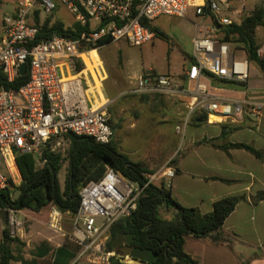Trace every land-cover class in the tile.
<instances>
[{"label": "built area", "instance_id": "2783aa9c", "mask_svg": "<svg viewBox=\"0 0 264 264\" xmlns=\"http://www.w3.org/2000/svg\"><path fill=\"white\" fill-rule=\"evenodd\" d=\"M61 7L74 18L77 36L70 38L54 33L37 42L40 29L34 23V13L39 11L43 19L53 20ZM190 8L197 15L214 16L221 26L234 23L224 16L229 9L227 0H17L14 13L4 18L0 70L8 83H14L23 77L20 70L26 64L29 78L18 90L0 87V191L9 186L16 188L22 182L17 154L40 157L54 140L69 134L88 137L102 145L110 144L113 129L109 111L93 94L96 82L92 76L90 80L84 69V56L93 50L88 48L101 41L109 42L105 46L119 41L141 46L156 37L145 23L153 24L161 16L185 17ZM192 46L193 61L185 78L194 83L192 89H185L183 80L173 75L148 71L135 80V90L189 93L192 102L175 128L181 135L200 116H206L210 123L223 121L236 126L245 117L259 120L264 101L226 100L219 94L221 85L214 83L244 86L250 79L249 60L239 57L233 44L222 38L196 37ZM258 55L264 56L263 47ZM79 65L83 66L81 71L77 69ZM97 78L100 82L104 80L101 74ZM240 90L247 95L245 87ZM209 114L215 117L210 119ZM174 175L171 168L162 172L168 187ZM150 183L148 180L141 186L107 167L99 181H90L81 188L80 207L72 215L73 228L68 236L80 247V252L71 264H111L118 257L107 249L111 226L137 211L139 199ZM5 210L10 237H22L24 225L19 219L20 210ZM62 220V212L53 207L49 229L64 235Z\"/></svg>", "mask_w": 264, "mask_h": 264}, {"label": "crops", "instance_id": "0c3cea01", "mask_svg": "<svg viewBox=\"0 0 264 264\" xmlns=\"http://www.w3.org/2000/svg\"><path fill=\"white\" fill-rule=\"evenodd\" d=\"M203 1L207 2L208 0ZM227 1L229 4L236 7V9L230 10L229 6V9L225 10L224 16L229 17L232 22L236 24H241L244 15H247L245 10L248 8V1ZM60 10L61 8H58L54 15V18L58 21L60 20L56 14H59ZM190 10H194V8H190L187 14ZM187 14L185 17H187ZM195 16L201 18L199 24L201 27L203 25V27L200 28V30L199 24L195 25L197 29L193 35L192 41L196 37L203 36L221 39V35H223L222 30L225 26H221L218 23V25H216L214 16L210 14L197 15L196 10ZM2 32L3 29L0 36ZM262 47L264 48V45ZM238 56L247 58L246 56H240V54H238ZM261 58L264 59V56ZM84 60L86 68L89 71V74L87 72L85 73H87L90 80L92 75V77L96 79L95 68H97L96 66H98L100 62L98 52L96 50H91L89 56H84ZM100 69L104 71V74L103 72L101 73ZM100 69H96L97 76L100 73L104 80L100 82L98 78L96 80L93 78L96 82V89L93 91V94L97 98L99 104H106L107 109H109V104L114 103L115 100L114 97L110 100L108 96V93L112 90L113 82L112 80L106 81L108 76L103 66ZM187 70L188 67L182 72L185 78ZM144 73L132 78L133 82H130L128 90L130 95H138L143 99L147 97L174 98V102H177V100L179 101L181 108L183 106L187 107L192 102V97L187 92H175L174 94L137 92L135 90V80ZM182 73L176 76L180 80H183L182 77L179 76ZM183 82V87L185 89H192L194 87V83L187 82L185 79ZM214 83L221 85V92H219V94L226 100H242L248 98L251 102L255 103L264 101V70L254 62H250V79L244 86H226L218 81H214ZM241 87L246 88L247 95L241 93ZM175 120L176 111L175 108L173 110L172 107L166 118L167 123L158 129L162 136L168 135L166 131L167 127L173 129L172 124ZM111 122L110 115V124L113 129L111 145L118 153L127 156L131 162L141 165L147 172L161 170L177 152L180 151V153H183L179 157L176 165L169 167L175 172L169 188L171 189L173 198L181 205L185 207H197L202 213L206 214L213 210V205L218 200L232 196H246L245 200L237 204L235 210L223 225V232L229 237V242L225 246L214 247L210 244L208 239L199 240L191 237L186 239L185 251L193 259L197 260L199 264H240L241 262L264 264V200L258 204L252 202V197L257 192L264 191V163L243 149L228 148L224 150L214 147L213 145L224 147L228 146V144H247L264 152V111L259 120L245 117L244 120L240 122L239 126L226 124V122L223 121L220 123H210L206 121L200 125H191V127L188 128L190 130L187 129L189 133H187L188 131L186 130L184 135H177V133L174 132V135L176 137H182L184 142L187 139L184 147L178 149L176 142L174 147L177 149H175L174 153L160 160L158 163L149 161V144L146 139H142V136L146 138L149 133L146 134V132L142 131V133H140L141 135L132 137L131 140H127L125 143L123 142V148L120 150L116 144L117 137L130 135L128 132L135 133V128L130 125L126 133L122 132V128H120L121 131L118 129L119 133H117L115 128L119 124L116 122L115 127ZM224 127L226 128L225 136L222 134ZM230 127H236L238 129L230 132ZM132 142H136L137 146L131 149L129 146L133 144ZM143 150H145L147 156L132 158L134 154ZM145 164H147V166ZM151 164H153V166H151ZM17 196L18 194L16 197ZM52 208V206H48L37 213L30 210H21L19 218L20 215H24L29 221L27 223L22 221L24 232L20 239H22L21 241H25L27 237L25 226L27 225L29 232L28 236L31 239L30 242L34 241V243H36L37 241V243H39L36 251L37 256L33 258V262L36 260H43L50 256L51 264H54L57 250L63 246H68L70 251L76 254V256L67 263L71 264L80 252V247L71 242L68 237L73 228L72 215L70 216L68 212L62 213V229L65 236L56 234L48 227ZM27 245L29 246V242H27ZM117 256L116 259H119L122 263H124V259H127L128 262L132 259L130 256H125L124 259H120V255ZM25 261L28 262L27 259H25Z\"/></svg>", "mask_w": 264, "mask_h": 264}, {"label": "trees", "instance_id": "16d2710c", "mask_svg": "<svg viewBox=\"0 0 264 264\" xmlns=\"http://www.w3.org/2000/svg\"><path fill=\"white\" fill-rule=\"evenodd\" d=\"M2 0H0L1 2ZM34 23L39 27L40 33L37 42L46 40L52 34L58 33L70 38H75L78 26L66 27L60 21L43 19L40 12L34 13ZM155 35H161L153 24L145 23ZM216 25L217 22H215ZM264 27V7L256 8L251 14L243 18L241 24L232 23L222 30L223 41L229 42L245 52L249 62L256 63L264 70V59L258 55L260 46L256 39L257 30ZM109 42L101 41L89 47L95 49L103 47ZM240 47V48H237ZM191 61L192 58H191ZM78 71L83 69L78 66ZM28 73L19 77L14 83H8L0 70V87L6 90H18L28 81ZM185 79V78H184ZM226 86H237L233 83H224ZM202 120L201 122H197ZM207 121L206 116L193 120L194 125ZM230 132L238 128L230 127ZM226 128H223L225 136ZM71 141L68 156V174L62 188L59 180L60 172L64 165L61 154L46 148L40 160L42 168H37L36 159L31 154H17L16 160L22 182L14 188L9 186L0 191V209L30 210L41 212L48 206L57 207L62 213L77 214L80 207V190L90 181H99L105 174L106 168L111 167L126 179L144 186L148 180V173L141 165L131 162L127 156L118 153L110 144L102 145L88 137L66 135ZM221 138V136H220ZM219 149H243L264 163V152L247 144H228L217 146ZM179 158L173 161L176 165ZM11 185V184H10ZM18 196L13 198V192ZM246 196H232L218 200L213 205L210 213H202L197 207H185L178 203L172 196L171 189L162 181L158 185L150 183L139 199L137 211L129 218L116 221L110 229L107 249L115 251L120 259L130 256L143 264H199L185 251L186 239L191 237L199 240L208 239L214 247L225 246L229 237L223 232V225L233 213L238 203L245 200ZM264 200V191L257 192L252 197V202L258 204ZM174 208L175 214L171 219L161 216L162 209ZM20 242L19 238H11L8 229L2 230L0 242V264H10L19 259L12 254L11 244ZM76 256L68 246H63L56 252L54 264H67ZM111 264H126L113 258ZM240 264H249L241 262Z\"/></svg>", "mask_w": 264, "mask_h": 264}, {"label": "rangeland", "instance_id": "374dc122", "mask_svg": "<svg viewBox=\"0 0 264 264\" xmlns=\"http://www.w3.org/2000/svg\"><path fill=\"white\" fill-rule=\"evenodd\" d=\"M247 1L248 8L245 10L247 15L251 14L256 8L264 7V0ZM16 2L17 0H2L0 2V33L3 29L5 16H10L14 13ZM229 6L230 10L236 9L232 4H229ZM56 15L65 26H73L74 18L64 8L61 7L59 14L57 13ZM246 16L244 15L243 18ZM52 21L58 20L53 19ZM200 21L201 18L195 16V9L190 10L187 17L184 18L161 16L153 22L161 35H158L152 41L141 46H132L125 41H119L96 50L100 57V62L98 66H96V69H100L103 66L108 76L106 81L112 80L113 82L112 90L108 93L110 100L113 97L115 98L114 103H110L108 109L111 115V123L113 126L115 125V127L116 122L119 124L115 128L117 133H119L120 128H122L123 133H126L130 125L135 128V133L128 132L130 135L117 137L116 144L118 149L121 150L123 148V142L125 143L127 140H131L132 137L141 135L140 133H142V131L146 132V134L149 133L146 138L142 136V139H146L149 144V161L152 163H158L160 160L172 155L175 149L184 147L187 139L184 142L182 137H176L174 132L176 133L175 128L181 123L186 113V107L183 106L181 108L179 101L177 100V102H174V98L147 97L143 99L138 95H130L128 90L130 82H133L132 78L134 76L150 70H153L156 74H170L175 77L182 73L191 62V56L193 54L192 38L197 29L195 25L199 24ZM202 27L199 24V29ZM223 37L224 35H221V38ZM256 39L261 48L264 45V27L258 28ZM233 46L240 56H246L244 51L236 49L234 44ZM84 69L87 70L86 67ZM100 70L102 73V69ZM87 73L89 74L88 70ZM179 76L184 80V73ZM172 107L173 110L175 108L176 111V120L172 124L173 129L167 127L166 131L168 135L162 136L158 129L167 123L166 118ZM208 117L211 119L215 116L209 114ZM187 133H189V131ZM176 142L177 148L174 147ZM135 146H137L136 142L130 144L129 147L132 149ZM47 148H50L52 152L61 154L64 158V165L59 175L60 183L62 188H64L68 174V156L71 148V141L67 137L58 138ZM181 154L183 153H180V151L177 152L161 170L148 171L145 177L153 184L158 185L160 182H164V179L161 177L162 172L172 166L174 164L173 161L178 159ZM145 156H147V154L145 150H143L134 154L132 158ZM34 158L36 159L37 168H42L43 163L39 155H34ZM145 165L147 166V164ZM151 166H153V164H151ZM17 194L18 192L14 191L12 197L16 198ZM174 214V208L161 210V216L165 219H171ZM19 219L25 223L29 221L24 215H20ZM25 233L27 235L25 241H21L22 239L18 237L20 242L15 241L11 244L12 254L19 260L11 261L10 264H51L50 256L43 260L32 261L33 258L37 256L36 251L39 243H37V241L36 243H34V241L30 242L31 239L28 236L29 232L27 225L25 226ZM1 240L2 227L0 224V242ZM27 242H29V246ZM25 259H27L28 262H26ZM123 262L126 264H133L132 262H128L127 259H124Z\"/></svg>", "mask_w": 264, "mask_h": 264}, {"label": "water", "instance_id": "95a60500", "mask_svg": "<svg viewBox=\"0 0 264 264\" xmlns=\"http://www.w3.org/2000/svg\"><path fill=\"white\" fill-rule=\"evenodd\" d=\"M20 73L22 76H25L27 73V66L26 64L22 65ZM202 120H198V122H201ZM7 219H8V213L6 210L0 209V222L2 225V228L5 229L7 227ZM129 262H132L133 264H143L137 260L131 259Z\"/></svg>", "mask_w": 264, "mask_h": 264}, {"label": "bare ground", "instance_id": "6f19581e", "mask_svg": "<svg viewBox=\"0 0 264 264\" xmlns=\"http://www.w3.org/2000/svg\"><path fill=\"white\" fill-rule=\"evenodd\" d=\"M95 50V49H94ZM90 53V52H89ZM89 53L88 54H86L85 56H89ZM83 76H84V73H83ZM93 76V75H92ZM95 76H96V79H97V72H96V68H95ZM95 79V78H94ZM95 79V80H96ZM99 81V80H98Z\"/></svg>", "mask_w": 264, "mask_h": 264}]
</instances>
